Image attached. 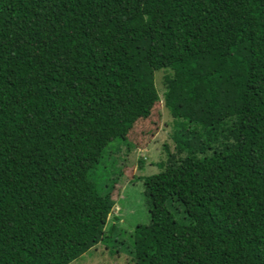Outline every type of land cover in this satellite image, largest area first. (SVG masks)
<instances>
[{
  "label": "trees",
  "instance_id": "obj_1",
  "mask_svg": "<svg viewBox=\"0 0 264 264\" xmlns=\"http://www.w3.org/2000/svg\"><path fill=\"white\" fill-rule=\"evenodd\" d=\"M153 68L173 117L233 123L159 173L171 224L135 226L133 264H264V0H0V264L102 241L97 167L158 102Z\"/></svg>",
  "mask_w": 264,
  "mask_h": 264
},
{
  "label": "rangeland",
  "instance_id": "obj_2",
  "mask_svg": "<svg viewBox=\"0 0 264 264\" xmlns=\"http://www.w3.org/2000/svg\"><path fill=\"white\" fill-rule=\"evenodd\" d=\"M169 71L153 68L158 102L148 117L136 121L125 139L110 143L97 167L95 196L108 208L103 237L93 248L68 264H133L132 233L136 225L157 231L171 224L163 206L168 190L159 173L192 159L209 156L230 142L232 119L213 128L175 118L164 105V77ZM152 211V215L150 214Z\"/></svg>",
  "mask_w": 264,
  "mask_h": 264
}]
</instances>
